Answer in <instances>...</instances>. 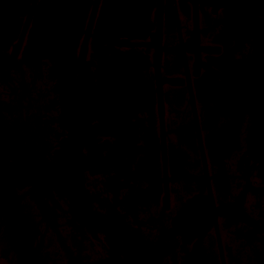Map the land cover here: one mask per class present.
Returning a JSON list of instances; mask_svg holds the SVG:
<instances>
[{
	"label": "flooded vegetation",
	"instance_id": "af4514ba",
	"mask_svg": "<svg viewBox=\"0 0 264 264\" xmlns=\"http://www.w3.org/2000/svg\"><path fill=\"white\" fill-rule=\"evenodd\" d=\"M142 1L55 59L0 1V264H264V0Z\"/></svg>",
	"mask_w": 264,
	"mask_h": 264
},
{
	"label": "water",
	"instance_id": "95a60500",
	"mask_svg": "<svg viewBox=\"0 0 264 264\" xmlns=\"http://www.w3.org/2000/svg\"><path fill=\"white\" fill-rule=\"evenodd\" d=\"M21 2H24L23 11L33 18L28 34V49L53 59L59 57L61 49L62 57H66L68 46L65 45L74 42L72 29L68 25L77 0H10L13 8H18ZM143 5L142 0H103L97 26L119 25L132 29L143 25L148 16V10ZM58 43L61 44L60 48Z\"/></svg>",
	"mask_w": 264,
	"mask_h": 264
}]
</instances>
